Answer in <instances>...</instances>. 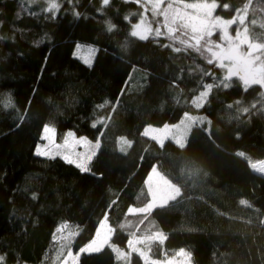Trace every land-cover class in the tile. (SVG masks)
Returning a JSON list of instances; mask_svg holds the SVG:
<instances>
[{"label":"trees","instance_id":"trees-1","mask_svg":"<svg viewBox=\"0 0 264 264\" xmlns=\"http://www.w3.org/2000/svg\"><path fill=\"white\" fill-rule=\"evenodd\" d=\"M182 1L215 3L225 20L246 11L250 41L264 46V0ZM50 2L0 0L3 264H60L59 227L78 231L76 251L105 217L122 250L160 234L142 245L153 260L184 251L190 264H264V176L250 168L264 160V74L252 83L161 34L133 36L141 18L154 23L147 0H110L102 12L101 0H56L55 14ZM77 43L98 49L91 67L74 57ZM187 116L197 123L183 148L143 135ZM48 125L98 145L88 171L35 155ZM154 168L178 196L129 214L150 201ZM78 264L122 263L105 247ZM129 264L151 263L132 254Z\"/></svg>","mask_w":264,"mask_h":264},{"label":"rangeland","instance_id":"rangeland-1","mask_svg":"<svg viewBox=\"0 0 264 264\" xmlns=\"http://www.w3.org/2000/svg\"><path fill=\"white\" fill-rule=\"evenodd\" d=\"M153 11L151 19L154 23L145 18H141L132 27V35L141 39L161 36L173 40L181 47L193 48L201 56L217 63L218 66L227 70L231 76L245 77L253 82L263 80L264 72V46L251 42L248 36L246 25V11L239 12L234 18L225 20L215 16L217 5L205 1L188 3L182 0H147ZM79 46V50L77 48ZM94 48L96 51L91 58V65L97 53V48L93 45L77 43L74 50V57L84 63L83 57L87 56V49ZM88 66V64L84 63ZM211 88L207 87L195 100L194 104L201 107L206 102ZM197 118L187 116L175 125H166L162 128L146 127L143 135L156 141L159 145L170 141L180 148L185 147L187 138L191 130L195 127ZM54 130L51 134L52 142L42 139L37 146L44 151L59 152L55 158L67 162L63 156L68 155L76 166L77 162H83L88 154L93 157L97 144L85 137H77L71 132L58 134L52 126H45ZM44 127V128H45ZM72 135L69 136L68 134ZM44 129L42 136H44ZM87 140L89 143H76ZM122 146H129L130 143L120 140ZM36 148V150H37ZM35 150V153H36ZM36 155V154H35ZM40 158H49L47 155H36ZM91 160V159H90ZM87 161V167L89 161ZM250 168L257 174L264 176V160L250 162ZM146 188L150 196L148 204L142 208H131L129 214H146L158 207L165 206L175 199L179 190L176 186L168 182L154 168L146 180ZM68 223L61 225L58 229L56 242L61 248L58 250L56 263L78 264L81 254L96 253L110 247L116 255L117 260L122 264H129V257L138 254L146 263L151 264H190L184 251L179 252L172 259L153 260L142 250V245L148 240L162 241L163 237L156 234L148 239H131L128 243V250H122L112 244L114 234L113 228L109 225L107 218L100 222L96 234L91 242L75 251L73 238L74 234L66 228ZM67 229V230H66ZM148 257L149 260H146Z\"/></svg>","mask_w":264,"mask_h":264},{"label":"snow or ice","instance_id":"snow-or-ice-1","mask_svg":"<svg viewBox=\"0 0 264 264\" xmlns=\"http://www.w3.org/2000/svg\"><path fill=\"white\" fill-rule=\"evenodd\" d=\"M34 2V0H33ZM110 3V0H101V9L100 11L102 12L104 7H106L107 5H109ZM59 8H60V5L58 3H56V0H51V2L49 3L48 7L45 9V11H48V12H53L54 14L56 12L59 11ZM109 30H111V27L109 28ZM78 50H79V46H77ZM87 53L88 55L83 57V60H84V63L88 64L89 67H91V58H92V55H94L95 53V49L94 48H88L87 50ZM93 127H95V125H93ZM54 132L53 129L49 128V127H45L44 128V133L45 135L42 136V139H45V140H48L50 143L52 142V136L51 134ZM69 136H71L72 134L69 133L68 134ZM76 143H83V144H88L89 142L87 140H82V141H77ZM98 147V145H97ZM36 155H47L49 158H55L56 155H60L59 152H51V151H44L42 150L40 147L37 148L36 150ZM63 158L68 162V163H73L74 161L72 159L69 158L68 155H65L63 156ZM91 159V153L88 151V154L87 156L85 157L84 161L83 162H77L76 163V166L78 168H80V170L82 172H86L88 171V168H87V161ZM3 257L0 256V264H3Z\"/></svg>","mask_w":264,"mask_h":264}]
</instances>
